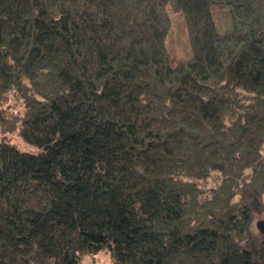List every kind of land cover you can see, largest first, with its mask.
<instances>
[{"label":"trees","instance_id":"16d2710c","mask_svg":"<svg viewBox=\"0 0 264 264\" xmlns=\"http://www.w3.org/2000/svg\"><path fill=\"white\" fill-rule=\"evenodd\" d=\"M0 127V264H264V0H0Z\"/></svg>","mask_w":264,"mask_h":264},{"label":"rangeland","instance_id":"374dc122","mask_svg":"<svg viewBox=\"0 0 264 264\" xmlns=\"http://www.w3.org/2000/svg\"><path fill=\"white\" fill-rule=\"evenodd\" d=\"M171 16L173 19V26L167 42V46L174 59L175 58L185 59L188 56V49H187L188 40L186 35L187 33L186 30H184L179 15L171 13ZM221 17L216 15L217 23L220 22ZM1 140L8 141L23 151L34 152V153L38 151L37 148H35L34 146L25 143L17 133L5 131L2 127H0V141ZM261 220H264V213L259 215L257 214L252 224L253 226L252 228H253V232L255 233V236L260 234V231L257 228V223ZM93 263L113 264L108 254L105 252H101L99 254L87 257L84 260L83 264H93Z\"/></svg>","mask_w":264,"mask_h":264},{"label":"water","instance_id":"95a60500","mask_svg":"<svg viewBox=\"0 0 264 264\" xmlns=\"http://www.w3.org/2000/svg\"><path fill=\"white\" fill-rule=\"evenodd\" d=\"M257 228L261 233H264V220H261L257 223Z\"/></svg>","mask_w":264,"mask_h":264}]
</instances>
